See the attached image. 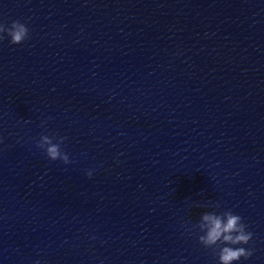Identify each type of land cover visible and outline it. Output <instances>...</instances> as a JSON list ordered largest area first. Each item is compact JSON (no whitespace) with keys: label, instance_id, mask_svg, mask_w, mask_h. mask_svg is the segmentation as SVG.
<instances>
[{"label":"water","instance_id":"95a60500","mask_svg":"<svg viewBox=\"0 0 264 264\" xmlns=\"http://www.w3.org/2000/svg\"><path fill=\"white\" fill-rule=\"evenodd\" d=\"M17 20L0 264H218L195 225L225 211L264 264V0H0ZM56 133L68 164L36 147Z\"/></svg>","mask_w":264,"mask_h":264},{"label":"clouds","instance_id":"9594fccd","mask_svg":"<svg viewBox=\"0 0 264 264\" xmlns=\"http://www.w3.org/2000/svg\"><path fill=\"white\" fill-rule=\"evenodd\" d=\"M10 37L12 45H20L29 38V29L20 21H13L9 27L0 24V41L5 34ZM44 124L42 123V127ZM66 137L59 136L58 133L52 135H41L36 147L43 151L51 161L60 160L64 164L70 163L68 155L62 151L61 145L64 144ZM2 142V141H0ZM87 175L91 177L92 173ZM214 207H219L218 204ZM203 235H199L198 242L206 249H218V264H237L243 258L249 259L253 255L252 250L244 247L252 240L253 234L246 231V225L242 222L239 215L231 211H225L219 215L216 213H205L200 222L195 225ZM39 264V261L36 262Z\"/></svg>","mask_w":264,"mask_h":264}]
</instances>
